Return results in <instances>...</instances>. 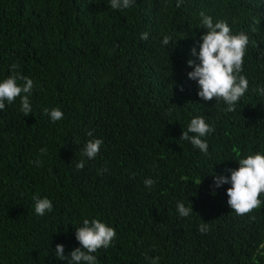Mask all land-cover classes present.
I'll return each instance as SVG.
<instances>
[{
	"label": "trees",
	"instance_id": "obj_1",
	"mask_svg": "<svg viewBox=\"0 0 264 264\" xmlns=\"http://www.w3.org/2000/svg\"><path fill=\"white\" fill-rule=\"evenodd\" d=\"M109 5L0 0V83L16 74L34 82L31 114L21 97L0 110V264H71L55 248L69 257L80 247L75 231L85 219L117 234L93 253L97 264H264V193L261 207L241 216L227 203L231 185L212 187L214 174L264 155V96L254 91L264 88V0ZM202 11L249 36L241 72L249 88L235 112L222 98L201 100L187 78L206 31ZM57 107L64 115L53 122L44 109ZM199 116L215 129L202 138L207 154L180 139ZM90 139L103 141L94 159L82 154ZM42 198L53 210L39 216ZM181 202L192 205L188 217Z\"/></svg>",
	"mask_w": 264,
	"mask_h": 264
},
{
	"label": "clouds",
	"instance_id": "obj_2",
	"mask_svg": "<svg viewBox=\"0 0 264 264\" xmlns=\"http://www.w3.org/2000/svg\"><path fill=\"white\" fill-rule=\"evenodd\" d=\"M134 3V0H110L112 9H127ZM183 0H177V7ZM201 23L205 34L198 41L197 47L193 46L187 60V66L192 71L187 73V78L195 81L199 86L198 97L203 101H212L213 98H222L226 103V112H235L237 103L245 95L249 88V81L241 75L243 71L245 49L249 45V36L244 32L233 35L226 21L213 22V18L200 12ZM148 33L141 34V40H147ZM172 40L171 36H165L162 40L163 45H168ZM255 45V41L252 42ZM15 67V66H13ZM23 81L18 85L17 81ZM34 82L26 76L18 74L9 76L0 83V110L5 109V102L11 104L17 97H21V112L28 116L32 112L30 96ZM259 95L264 96V88L254 89ZM23 94V95H22ZM44 114L48 115L53 122L63 118L60 108L51 110L44 109ZM215 129L206 123L203 116L195 117L187 126V131H183L181 141H188L202 153H208V142L202 139L206 134L214 132ZM190 133L192 135H190ZM89 137L93 132L87 133ZM103 141L100 139H90L84 146L83 155L89 159H94L100 152ZM46 153V149H41ZM39 166L40 161H35ZM237 169H228L230 175L214 174L213 185L215 189L223 185L230 184L227 190L229 197L228 206L238 215H245L252 210L261 207L260 194L264 193V155L255 154L239 161ZM77 169L84 168V161L77 164ZM106 171V169H105ZM155 181L150 178L144 180L146 187L151 188ZM214 194V193H213ZM188 207L183 202L177 204V211L181 217H188L193 213L192 205ZM53 210V204L48 198L36 199L35 213L44 216ZM200 231L207 232V224H202ZM115 229L105 223L92 219L83 220L81 227L76 228L75 238L80 247L75 248L69 257L64 255V246L57 244L55 256L58 260L64 261L70 258L71 264H97V257L93 255L98 249H107L116 237ZM159 257L153 258L150 264H158Z\"/></svg>",
	"mask_w": 264,
	"mask_h": 264
}]
</instances>
